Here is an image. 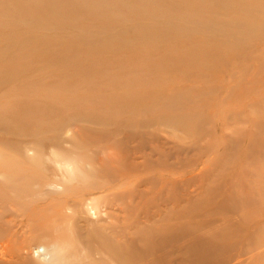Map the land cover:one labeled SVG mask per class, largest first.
<instances>
[{
    "label": "bare ground",
    "instance_id": "6f19581e",
    "mask_svg": "<svg viewBox=\"0 0 264 264\" xmlns=\"http://www.w3.org/2000/svg\"><path fill=\"white\" fill-rule=\"evenodd\" d=\"M263 230L264 0H0V264H264Z\"/></svg>",
    "mask_w": 264,
    "mask_h": 264
},
{
    "label": "rangeland",
    "instance_id": "374dc122",
    "mask_svg": "<svg viewBox=\"0 0 264 264\" xmlns=\"http://www.w3.org/2000/svg\"><path fill=\"white\" fill-rule=\"evenodd\" d=\"M80 43L83 44L84 42H80ZM176 52H179L178 49L176 51H174V49H171L169 52H167L165 54H162L161 56H163L162 57L163 59L162 60H159V63L161 64V66L166 69L164 72H169L170 74L175 75V76L178 75L177 74V71L174 69L175 59H176L175 56L177 55ZM237 56H239V54L236 55V57ZM47 62H49V61H46V63ZM147 63H144L141 66L143 68H145L146 70L153 69ZM195 63L197 65H199V61H196ZM212 63H213L212 61L209 62V64H211V65H212ZM216 63L218 64V66H216V67L225 68V67H227V65H228L229 62H226V61L222 60V61H219V62H216ZM196 64L194 66H197ZM250 64L252 65V63H250ZM55 67L56 66H55V64L53 62H50L48 64V66H46V78L48 80H51L52 81V80H55L56 79L55 81H58V79H59L58 76H55V75H53L51 73L52 71H55L54 70ZM190 68L193 69L192 66ZM106 69H107V67L104 66V65H102V66L99 67V70H106ZM191 69L188 68L187 73L189 74L190 77L196 78L198 76V74L196 72L192 71ZM195 70H197V69L195 68ZM149 71L152 72L151 70H149ZM179 71L180 72H183L185 70L183 68H181ZM105 75H107V76H105L104 78H102L103 81H99V82L96 81V78H94L93 76H89V77L86 78V82L84 83V85L86 86V88H84L83 90L86 91V95L89 97V99L93 100V102H94V103H92L90 105L92 107H89V109L93 110V112L96 113L99 116H102L104 118H108V116H109V118H113L112 121L116 120L117 122H121L123 118H126V115H123L124 112H125L124 110L115 111V112H109V111H106L105 110L106 108H104L102 110H99V108H94V107H97V104L95 102L96 101V97L101 96V94L103 93V91H105L104 88H105V85L109 83V79H112V80H116L117 79V76L116 75H113V74H105ZM119 76H120V78L123 81H126L127 80V75L126 74H119ZM128 76L131 77L129 74H128ZM262 76H263V73L260 72L259 73V79L262 78ZM61 79H62V77H61ZM118 79H119V77H118ZM72 81L74 82V79H72ZM116 81L109 83V85L107 87L110 88L109 90L111 92H113V93H120V90L116 86ZM129 87L130 86L128 84H126L125 93L127 91H129V90H133V91H135V90H146V85L145 84H142L139 87L131 88V89ZM31 90L41 91L42 88L36 87V88L31 89ZM217 97H219V98L221 97L222 98L223 97V93L222 92H220L219 94L216 93V95L210 97V100L212 101V103H216L214 100ZM46 100H57L58 102L56 103V106H61V107H68L69 104H73L72 101H71V99L69 97L63 96L61 94L60 90L57 89V88H52V89L46 88ZM230 102L232 103L234 101L232 100ZM76 105L81 106V104H76ZM203 111H204V109H203ZM220 111L221 110L215 112L216 113L215 115H218L220 113ZM46 112H47V110H46ZM49 112L51 114H53V112H51V111H49ZM152 117L153 116H151V115H148V116L145 115V116H141L139 118H135V120H140V119H147L148 120V119H151ZM49 120H50V118L47 117L46 118V121H49ZM159 132L162 134V135H160L162 137H168L169 136V133L167 131L164 132L163 130L162 131L159 130ZM258 234H259V237L262 236L263 237V240H264V230L261 233H258ZM262 243L264 244V242H262ZM92 257H95V258L101 257L102 258V256L100 254H97L96 252H93Z\"/></svg>",
    "mask_w": 264,
    "mask_h": 264
}]
</instances>
